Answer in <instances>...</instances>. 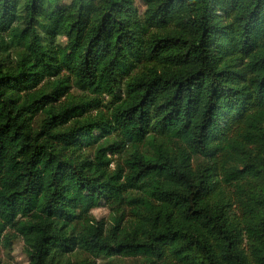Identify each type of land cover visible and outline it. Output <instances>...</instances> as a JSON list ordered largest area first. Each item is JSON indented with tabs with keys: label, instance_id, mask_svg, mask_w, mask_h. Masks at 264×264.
<instances>
[{
	"label": "trees",
	"instance_id": "trees-1",
	"mask_svg": "<svg viewBox=\"0 0 264 264\" xmlns=\"http://www.w3.org/2000/svg\"><path fill=\"white\" fill-rule=\"evenodd\" d=\"M16 238L24 264H264V0H0Z\"/></svg>",
	"mask_w": 264,
	"mask_h": 264
},
{
	"label": "rangeland",
	"instance_id": "rangeland-1",
	"mask_svg": "<svg viewBox=\"0 0 264 264\" xmlns=\"http://www.w3.org/2000/svg\"><path fill=\"white\" fill-rule=\"evenodd\" d=\"M72 93H78L75 92L74 89H72ZM89 194L86 196L88 197ZM93 215L100 219H107L109 209L106 206H99L97 208H94L92 210ZM28 260L26 253L23 250V241L21 238H16L12 241V243L9 246L0 245V264H24ZM106 259L97 258L96 263L97 264H106ZM134 259L131 258H117L115 259V262L121 263V264H132L134 263Z\"/></svg>",
	"mask_w": 264,
	"mask_h": 264
}]
</instances>
